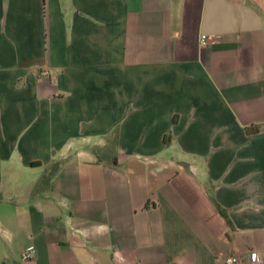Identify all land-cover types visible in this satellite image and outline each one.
<instances>
[{
	"label": "crops",
	"instance_id": "1",
	"mask_svg": "<svg viewBox=\"0 0 264 264\" xmlns=\"http://www.w3.org/2000/svg\"><path fill=\"white\" fill-rule=\"evenodd\" d=\"M263 120L264 0H0V264H264Z\"/></svg>",
	"mask_w": 264,
	"mask_h": 264
},
{
	"label": "built area",
	"instance_id": "2",
	"mask_svg": "<svg viewBox=\"0 0 264 264\" xmlns=\"http://www.w3.org/2000/svg\"><path fill=\"white\" fill-rule=\"evenodd\" d=\"M220 37L219 36H206V35H201L200 37V43L201 45H206L209 41H216ZM264 121V120H263ZM34 247L33 245H29L25 247L23 253H22V258L23 259H28L31 258L34 254ZM251 260H255V255H250ZM222 264H248L243 262L238 255L236 254H230L227 255L223 258Z\"/></svg>",
	"mask_w": 264,
	"mask_h": 264
}]
</instances>
